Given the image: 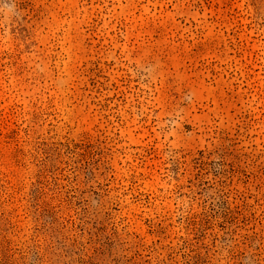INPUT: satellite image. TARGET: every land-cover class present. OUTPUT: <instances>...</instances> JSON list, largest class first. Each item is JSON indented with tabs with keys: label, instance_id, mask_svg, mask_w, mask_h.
I'll return each mask as SVG.
<instances>
[{
	"label": "rangeland",
	"instance_id": "374dc122",
	"mask_svg": "<svg viewBox=\"0 0 264 264\" xmlns=\"http://www.w3.org/2000/svg\"><path fill=\"white\" fill-rule=\"evenodd\" d=\"M0 264H264V0H0Z\"/></svg>",
	"mask_w": 264,
	"mask_h": 264
}]
</instances>
